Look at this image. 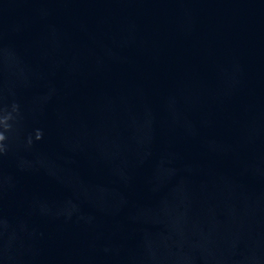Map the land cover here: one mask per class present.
<instances>
[{
    "label": "water",
    "instance_id": "1",
    "mask_svg": "<svg viewBox=\"0 0 264 264\" xmlns=\"http://www.w3.org/2000/svg\"><path fill=\"white\" fill-rule=\"evenodd\" d=\"M0 264H264V0H0Z\"/></svg>",
    "mask_w": 264,
    "mask_h": 264
}]
</instances>
